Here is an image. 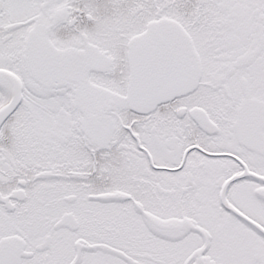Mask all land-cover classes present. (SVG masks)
I'll return each instance as SVG.
<instances>
[{"label":"snow or ice","instance_id":"6c2138e0","mask_svg":"<svg viewBox=\"0 0 264 264\" xmlns=\"http://www.w3.org/2000/svg\"><path fill=\"white\" fill-rule=\"evenodd\" d=\"M0 264H264V0H0Z\"/></svg>","mask_w":264,"mask_h":264}]
</instances>
